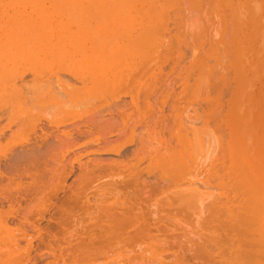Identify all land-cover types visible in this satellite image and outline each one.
Returning a JSON list of instances; mask_svg holds the SVG:
<instances>
[{"label": "rangeland", "instance_id": "374dc122", "mask_svg": "<svg viewBox=\"0 0 264 264\" xmlns=\"http://www.w3.org/2000/svg\"><path fill=\"white\" fill-rule=\"evenodd\" d=\"M0 100V264L264 263V0H0Z\"/></svg>", "mask_w": 264, "mask_h": 264}, {"label": "bare ground", "instance_id": "6f19581e", "mask_svg": "<svg viewBox=\"0 0 264 264\" xmlns=\"http://www.w3.org/2000/svg\"><path fill=\"white\" fill-rule=\"evenodd\" d=\"M134 51H135V50H134ZM132 53H133V52H132ZM137 56H138V55H137ZM87 77H88V76H87ZM55 78H56V77H55ZM51 79H52V78H51ZM93 79H94V78H93ZM88 80H89V79H88ZM56 81H57V80H56ZM90 81H91V80H90ZM57 82H58V81H57ZM43 83H44V82H43ZM43 83H42V84H43ZM54 83H55V82H54ZM48 84H49V83H48ZM92 84H93V83H92ZM56 85H57V84H56ZM53 86H54V85H53ZM15 87H17V86L15 85L13 89H18L16 92H19V88H15ZM91 87H92V86H91ZM67 88H68V87H67ZM74 88H75V87H74ZM44 90H45V89H44ZM46 90H49V89H46ZM40 91H41V90H40ZM54 91H55V90H54ZM57 91H58V90H57ZM64 91H66V90H64ZM68 91H70V90L68 89ZM68 91H67V92H68ZM77 91H78V90H77ZM21 92H22V91H21ZM52 92H53V91H52ZM71 93H72V92H71ZM8 94H9V93H8ZM21 94H22V93H21ZM41 94H42V93H41ZM11 95H12V94H10L9 97H11ZM22 95H23V94H22ZM50 95H51V94H50ZM57 95H58V94H57ZM65 95H66V94H65ZM12 96H13V95H12ZM73 97H74V96H73ZM11 98H12V97H11ZM20 98H22V97L20 96ZM59 98H60V96H59ZM70 98H71V97H70ZM13 99H14V98H13ZM34 99H35V97H34ZM36 99H37V97H36ZM53 99H55V98H53ZM20 100H21V102H22V100L24 101V99H20ZM27 100H28V99H27ZM56 100H57V99H56ZM63 100H64V99H63ZM68 100H69V99H68ZM70 100H71V99H70ZM209 100H210V99H209ZM0 101H1V100H0ZM14 101H15V100H14ZM10 102H11V101H10ZM10 102H8V103H10ZM17 102H18V101H17ZM24 102H25V101H24ZM56 102H57V101H56ZM12 103H13V102H12ZM58 103H59V102H58ZM62 103H63V102H62ZM18 104H19V103H18ZM40 104H41V103H40ZM52 104H53V103H52ZM60 104H61V103H60ZM64 104H65V103H64ZM14 105H15V104H14ZM89 105H90V104H89ZM16 106H17V105H16ZM55 106H56V105H55ZM57 106H58V104H57ZM67 106H68V105H67ZM62 107H63V106H62ZM83 107H84V106H83ZM54 108H55V107H54ZM18 110H19V109H18ZM21 110H23V109L21 108ZM27 110H28V109H27ZM29 110H30V109H29ZM16 112H17V111H16ZM30 112L32 113V111H30ZM59 112H60V111H59ZM31 113H30V114H31ZM20 114H22V113H20ZM20 114H19V115H20ZM27 114H28V113H27ZM22 116H23V115H22ZM25 117H27V116L25 115ZM30 118H31V116H30ZM30 118H29V119H30ZM174 118H175V117H174ZM21 120H22V119H21ZM25 120H26V119H25ZM23 122H24V121H23ZM21 123H22V122H21ZM19 124H20V123H19ZM132 133H133V132H132ZM43 138L45 139V137H43ZM39 139H40V138H39ZM89 141H90V140H89ZM23 158H24V157H23ZM158 161H159V160H158ZM165 163H166V161H165ZM226 166H227V165H226ZM8 167H9V166H8ZM153 169H154V168H153ZM164 170H165V169H164ZM9 171H10V170H9ZM164 173H165V172H164ZM225 173H226V172H225ZM161 175H162V173H161ZM224 177H225V176H224ZM253 177H254V176H253ZM256 177H257V176H255V178H256ZM253 179H254V178H253ZM253 179H252V180H253ZM58 180H59V179H58ZM255 180L258 181L257 178H256ZM255 180L250 181L251 184H253V185H252V186L250 185L251 188H250L249 192H251L252 190H254V188H256V187H257V188H256L254 191H252V193H251L252 196L247 197L248 194H249V192H247L248 194H246L247 196H246L245 198L248 199V200L244 199V202L246 201V202H245V205H246L247 201L249 202V203H247V205L245 206V208H246V213L249 212V214L251 213V214L253 215L252 212H255L256 210H258L259 212L256 211V212H258V213L255 214V215H253L254 217L251 216L250 218H249V214H248V216L245 215V216L248 218L249 221H248L247 218L245 217L243 220H245V219H246V220L243 221V223L247 224L248 226H252V224H254L255 222H257V221L259 220V219H257V217L259 218V217H260V215H259L260 212L263 211V208H261V206H262L261 204L264 203V200H262V197H261L262 195L260 196L261 198L258 197V196L260 195V193H261L260 190L262 191V189H260V188H262V187H260L261 184H258L257 181H255ZM55 181H56V180H55ZM248 181H249V180H248ZM261 181H262V180L260 179V182H259V183H261ZM254 182H255V183H254ZM262 182L264 183V180H263ZM31 183H32V182H31ZM222 183H223V182H222ZM244 183H245V182H244ZM32 184H33V183H32ZM245 184H246V183H245ZM247 184H248V183H247ZM255 184H257V185H255ZM35 185H36V184H35ZM254 185H255V186H254ZM229 186H230V185H229ZM262 186H263V185H262ZM49 187H50V186H49ZM174 187H175V186H174ZM258 187H259V188H258ZM155 188H156V187H155ZM157 188H158V187H157ZM245 188H247V185H246ZM252 188H253V189H252ZM251 189H252V190H251ZM257 189H258V190H257ZM51 190H52V189H51ZM247 190H248V188H247ZM256 190H257V191H256ZM185 191H186V190H185ZM52 192H53V191H52ZM186 192H187V191H186ZM256 192H257V194H256ZM258 192H259V193H258ZM237 193H238V192H237ZM253 193H255L256 195H254ZM234 194H235V193H234ZM244 194H245V192H244ZM263 194H264V192H263ZM191 195H192V194H191ZM242 195H243V194H242ZM184 197H185V196H184ZM188 197H189V196H188ZM238 197H239V196H238ZM238 197H237V198H238ZM253 197H255V198H254L255 201H258V202H259V203H258V202H255V201L252 199V200L256 203V206L254 205V202H253V205H252V203H251L252 200L250 201V198H253ZM257 197H258V199H257ZM263 197H264V196H263ZM6 199H7V198H6ZM187 199H188V198H187ZM239 199H240V198H239ZM256 199H257V200H256ZM194 200H195V199H194ZM242 200H243V199H242ZM179 201H180V200H179ZM188 201H191V199L188 200ZM238 201H239V200H238ZM238 201H237V202H238ZM181 202H182V201H181ZM185 202H186V201H185ZM182 203H183V202H182ZM187 203H188V202H187ZM142 204H143V203H142ZM142 204H141V205H142ZM183 204H185V203H183ZM183 204H180V205H183ZM242 204H243V201H242ZM248 204H250V207H253V208H250ZM126 205H127V204H126ZM130 205H131V204H130ZM132 205H133V204H132ZM185 205H186V204H185ZM251 205H252V206H251ZM133 206H134V205H133ZM211 206H213V205H211ZM214 206H215V205H214ZM214 206H213V207H214ZM236 206H238V204H236ZM254 206H255L256 208H259V209H256ZM257 206H259V207H257ZM231 207H232V206H231ZM231 207H230V208H231ZM243 207H244V206H243ZM247 207H248V208H247ZM263 207H264V205H263ZM220 208H222V207H220ZM232 208H233V207H232ZM235 208H236V207H235ZM249 208H250L251 210H253V209L255 208V211H251ZM210 209H211V208H210ZM240 209H241V208H240ZM247 209H249V210H247ZM260 209H262V210H260ZM238 211H239V210H238ZM242 211L244 212L245 209L242 210ZM250 211H251V212H250ZM132 212H133V211H132ZM232 212H233V211H232ZM236 212H237V211H236ZM240 212H241V211H240ZM118 213H119V212H118ZM228 213H229V212H228ZM238 213H239V212H238ZM215 214H216V213H215ZM234 214H235V213H234ZM240 214H241V213H240ZM244 214H245V213H244ZM121 215H122V214H121ZM127 215H128V214H127ZM142 215H143V214H142ZM142 215H141V216H142ZM238 215H239V214H238ZM256 215H258V216H256ZM213 216H214V215H213ZM125 217H128V218H129V216H125ZM239 217H240V216H239ZM252 217H253V218H252ZM255 217H256V220H254ZM130 218H131V217H130ZM135 218H136V217H135ZM263 218H264V217H263ZM119 219H120V218H119ZM121 219H122V218H121ZM136 219H137V218H136ZM235 219H237V217H235L234 220H235ZM251 219L254 220V221H251ZM96 221H97V220H96ZM110 221H111V220H110ZM127 221H128V220H127ZM137 221H138V220H137ZM251 222H252V223H251ZM240 223H241V222H240ZM248 223H249V224H248ZM262 223H263V222H262ZM262 223H261V224H262ZM99 224H100V223H99ZM131 224H132V223H131ZM226 224H227V223H226ZM245 224H243V225L245 226ZM105 225H106V223H105ZM111 225H112V223H111ZM232 225H233V224H232ZM236 225H237V224H236ZM254 225H256V223H255ZM107 226H109V225H107ZM226 226H227V225H226ZM263 226H264V225H263ZM111 227H112V226H111ZM128 227H129V226H128ZM246 227H247V226H246ZM227 228H228V227H227ZM248 228H249V227H248ZM251 228H252V227H251ZM109 229H110V228H109ZM246 229H247V228H246ZM249 229H250V228H249ZM70 230H71V229H70ZM81 230H82V229H81ZM100 230H101V229H100ZM225 230H226V229H225ZM253 230L255 231V229H253ZM256 230H257V231L259 230L258 227L256 228ZM138 231H139V230H138ZM251 231H252V230H251ZM259 231H261V230H259ZM49 232H50V231H49ZM79 232H80V231H79ZM113 233H114V231H113ZM119 233H120V232H118V234H119ZM129 233H130V232H129ZM141 233H142V232H141ZM216 233H217V232H216ZM219 233H220V232H219ZM249 233H250V232H248L247 234H249ZM254 233H256V232H253L252 235H255V236H256V234H254ZM85 234H86V233H85ZM126 234H127V233H126ZM61 235H62V234H61ZM111 235H112V234H111ZM69 236H70V234H69ZM69 236H68V237H69ZM86 236H87V235H86ZM224 236H225V235H224ZM248 236H251V234H249ZM262 236H263V235H262ZM71 237H72V236H71ZM209 237H210V236H209ZM218 237H219V235H218ZM226 237H227V236H226ZM229 237H230V236H229ZM252 237H254V236H252ZM55 238H56V237H55ZM63 238H64V237H63ZM81 238H82V237H81ZM247 238H248V237H247ZM254 238H256V237H254ZM254 238H253V240L256 241V239H254ZM259 238H260V237L258 236L257 239L259 240ZM261 238H264V236L261 237ZM261 238H260V239H261ZM79 239H80V238H79ZM215 239H216V238H215ZM228 239H229V238H228ZM234 239H235V238H234ZM236 239H237V238H236ZM207 240H208V239H207ZM247 240H248V239H247ZM247 240H246V241H247ZM251 240H252V239H251ZM253 240H252V241H253ZM258 240L256 241V243L258 242ZM81 241H82V240H81ZM87 241H88V240H87ZM124 241L127 242V240H124ZM128 241H129V240H128ZM130 241H131V240H130ZM259 241H261V240H259ZM51 242H52V241H51ZM70 242H71V241H70ZM120 242H121V241H120ZM212 242H213V241H212ZM212 242H211V243H212ZM244 242H245V241H244ZM244 242H243V243H244ZM263 242H264V241H262L261 243H263ZM76 243H77V242H76ZM83 243H84V242H83ZM138 243H139V242H138ZM240 243H241V242H240ZM254 243H255V242H254ZM49 244H50V243H49ZM208 244H209V243H208ZM237 244H239V242H237ZM237 244H236V245H237ZM251 244H252V243H251ZM50 245H51V244H50ZM74 245H75V244H74ZM260 245L263 246L262 244H260ZM71 246H72V245H71ZM136 246H137V245H136ZM214 246H215V245H214ZM233 246H234V245H233ZM254 246H255V245H254ZM83 247H84V246H83ZM98 247H99V246H98ZM263 247H264V246H263ZM242 248H244V246H243ZM257 248H258V247H257ZM205 249H206V248H205ZM236 249H237V248H236ZM246 249H247V248H246ZM246 249H245V250H246ZM98 250H99V249H98ZM241 250H242V249H241ZM245 250H244V251H245ZM252 250H253V248H252ZM252 250H250V251H252ZM262 250L264 251V249H262ZM92 251H93V250H92ZM100 251H101V250H100ZM100 251H98V253H99ZM254 251H255V249H254ZM254 251H253V252H254ZM259 251H260V250H259ZM263 251H261L260 253L262 254ZM88 252H89V251H88ZM206 252H207V251H206ZM253 252H252V253H253ZM74 253H75V252H74ZM91 253H92V252H91ZM91 253H90V254H91ZM93 253H94V252H93ZM244 253H245V252H244ZM246 253H247V250H246ZM250 253H251V252H250ZM260 253H257L258 256H259V255L261 256ZM263 253H264V252H263ZM60 254H61V253H60ZM248 254H249V253H247V255H248ZM255 254H256V251H255ZM255 254H251V255L253 256V255H255ZM257 254H256V255H257ZM251 255H250V256H251ZM263 255H264V254H263ZM59 256H60V255H59ZM71 256H72V255H71ZM119 256H121V255H119ZM252 256H251V257H252ZM54 257H55V256H54ZM75 257H76V256H75ZM88 257H89V256H88ZM235 257H236V256H235ZM61 258H62V257H61ZM81 258H82V257H81ZM236 258H237V257H236ZM243 258H244V257H243ZM258 258H259V257H258ZM256 259H257V257H256ZM237 260H238V259H237ZM252 260H253V259H252ZM254 260H255V258H254ZM254 260H253V261H254ZM74 261H76V260H74ZM74 261H73V262H74ZM255 261H256V260H255ZM263 261H264V260H263ZM240 262H242V261H240ZM244 262H247V261H244ZM261 262H262V261H261ZM76 263H77V262H76ZM262 263H263V262H262ZM64 264H65V263H64ZM83 264H84V263H83ZM243 264H244V263H243ZM255 264H256V262H255ZM263 264H264V263H263Z\"/></svg>", "mask_w": 264, "mask_h": 264}]
</instances>
